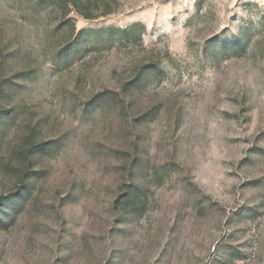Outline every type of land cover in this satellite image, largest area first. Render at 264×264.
Here are the masks:
<instances>
[{
	"label": "rangeland",
	"instance_id": "374dc122",
	"mask_svg": "<svg viewBox=\"0 0 264 264\" xmlns=\"http://www.w3.org/2000/svg\"><path fill=\"white\" fill-rule=\"evenodd\" d=\"M117 2L0 1V264H264V0Z\"/></svg>",
	"mask_w": 264,
	"mask_h": 264
},
{
	"label": "trees",
	"instance_id": "16d2710c",
	"mask_svg": "<svg viewBox=\"0 0 264 264\" xmlns=\"http://www.w3.org/2000/svg\"><path fill=\"white\" fill-rule=\"evenodd\" d=\"M1 1V0H0ZM41 4L48 5L51 4L55 8H59L63 12L66 9H71L76 14L80 15L86 20H92L99 17H106L111 15L116 6L118 5L117 0H40ZM67 14V13H66ZM144 30L143 25L134 24L130 29L122 31L121 29H116L113 27L97 29L96 33L103 34L114 33L121 37H131L137 32H142ZM134 76L130 81L127 89L137 88L141 86L147 79L152 77L160 76L163 73L161 68L158 66H139L133 70ZM4 114H0V121ZM41 148V144L37 143L34 135H30L29 141L24 144L23 149L19 152V158L21 161V168L19 170V183L21 187L32 177L34 172V158L38 149ZM130 189L136 191L138 186L131 185ZM114 199V198H113Z\"/></svg>",
	"mask_w": 264,
	"mask_h": 264
}]
</instances>
